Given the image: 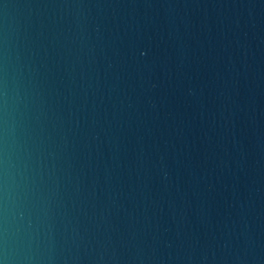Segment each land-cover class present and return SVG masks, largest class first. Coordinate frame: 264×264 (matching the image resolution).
Instances as JSON below:
<instances>
[{"label": "water", "instance_id": "obj_1", "mask_svg": "<svg viewBox=\"0 0 264 264\" xmlns=\"http://www.w3.org/2000/svg\"><path fill=\"white\" fill-rule=\"evenodd\" d=\"M0 264H264V0H0Z\"/></svg>", "mask_w": 264, "mask_h": 264}]
</instances>
